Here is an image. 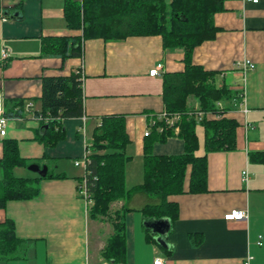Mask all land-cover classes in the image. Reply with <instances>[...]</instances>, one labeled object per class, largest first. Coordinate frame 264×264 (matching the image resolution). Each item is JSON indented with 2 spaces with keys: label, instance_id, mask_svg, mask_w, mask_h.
Instances as JSON below:
<instances>
[{
  "label": "crops",
  "instance_id": "obj_1",
  "mask_svg": "<svg viewBox=\"0 0 264 264\" xmlns=\"http://www.w3.org/2000/svg\"><path fill=\"white\" fill-rule=\"evenodd\" d=\"M0 1L12 7L20 0ZM22 14L21 21L0 20V52L6 49L9 53L0 66L5 110L10 100L24 101L21 117L8 118L6 135L0 136V159L2 141L14 139L21 158L63 178H43L37 197L10 201L0 210V222L12 220L16 236L26 244L23 259L0 264H103L100 251L112 227L105 220L89 219L88 206L77 194L84 171L74 162L85 156L88 138L102 117L124 115L130 140L125 148L130 157L125 165V187L142 183L144 133L153 118L165 111L162 76L184 70L183 52L164 50L161 37L151 36L116 42L87 40L79 58L43 56L40 38L79 33L67 28L62 0H22ZM214 24L219 31L213 40L194 49L192 63L218 72L217 86L233 92L244 89L243 101L228 112L241 125L237 147L208 154L207 193L169 198L177 203L178 216L171 222L164 249L145 239L140 212L145 205L158 204V199L137 193L126 203L111 204V210L124 205L130 210L125 217V264H153L155 258L166 264H240L247 257L249 264H264V171L248 161L249 152L264 148V0H227L224 10L214 15ZM245 61L254 69L243 78L237 64ZM156 64L163 67L161 75L150 77L148 72ZM79 70L84 117L63 120L64 139L45 148L36 140L42 125L35 117L41 111V79ZM27 103L32 105L30 111L25 109ZM176 135L154 144L153 154L183 153V142ZM197 135L200 151L201 128ZM28 167H17L13 173L19 178L39 177ZM244 171L247 183L241 180ZM231 210L246 211L247 220L225 221Z\"/></svg>",
  "mask_w": 264,
  "mask_h": 264
},
{
  "label": "trees",
  "instance_id": "obj_2",
  "mask_svg": "<svg viewBox=\"0 0 264 264\" xmlns=\"http://www.w3.org/2000/svg\"><path fill=\"white\" fill-rule=\"evenodd\" d=\"M63 15L74 36H48L40 38L43 56L61 60L79 58L85 41L101 39L104 42L122 41L128 37L159 36L164 50L183 52L184 70L162 76V100L165 113L180 115L174 126L153 118L149 134L143 143V181L126 189L125 165L130 157L125 148L129 136L124 115L102 117L93 128L85 147L88 160L83 179L92 204L88 206L91 220L107 221L112 227L100 256L105 263H126L125 217L130 211L126 205L111 210L117 201L128 202L137 193L159 200L141 209L143 219H169L178 216L177 203L169 198L181 194L207 193L209 153L230 152L237 147V119L228 116L230 109L241 102L240 92L226 86H217L218 72L206 71L192 63L194 49L215 38L219 28L214 15L224 10L227 0H62ZM5 19L21 21L22 0L12 7L1 5ZM41 111L35 117L42 122L36 140L45 148L54 147L65 137L62 121L84 117L82 76L80 70L67 76L41 79ZM221 105V107L218 106ZM5 106V104H4ZM22 100H10L5 115L21 117ZM201 113L198 119L197 114ZM176 135L183 142L179 155H154L153 145L163 144ZM197 128L202 130L203 154L198 155ZM251 164L260 165L264 171V148L248 153ZM31 162L19 155L17 141H2L0 159V210L10 201L31 200L39 195L42 177L19 178L13 173L17 167H28ZM44 178L60 179L62 175L47 172ZM187 180V183L185 182ZM186 184V185H185ZM145 239L154 242L151 231L144 227ZM159 246V245H158ZM159 248L164 249L159 246ZM26 244L15 233L12 220L0 222V261L25 257Z\"/></svg>",
  "mask_w": 264,
  "mask_h": 264
},
{
  "label": "built area",
  "instance_id": "obj_3",
  "mask_svg": "<svg viewBox=\"0 0 264 264\" xmlns=\"http://www.w3.org/2000/svg\"><path fill=\"white\" fill-rule=\"evenodd\" d=\"M253 3H256L257 0H249ZM0 20L4 21L6 20L5 18H3L1 16L0 13ZM9 58V53L6 49H2L0 52V66L3 65L4 62H6ZM238 67H240L242 69V76L243 78H245V74L249 71H252L254 69V65L249 62V61H245L242 64H237ZM163 70V67L161 64H156L154 68H152L151 70H149L148 75L150 77H158L161 75V71ZM240 99L241 102L244 99V89L240 90ZM219 107H221L220 104H218ZM32 105L27 103L25 106V109L27 111H30ZM244 113H246V109H244L243 111ZM198 119L201 118V113L197 114ZM158 119H162L164 121H166V124L168 126H174L176 124V122L180 119V115L176 114L173 115L171 117L167 116L165 112H162L159 116ZM7 122H8V117L5 115V106H4V97H3V93L0 92V136L4 137L6 135V127H7ZM153 122H151V124H153ZM250 126L247 125V129H249ZM179 132V127L176 126L174 133L178 134ZM149 134V130L147 128V130L144 133V136H147ZM88 160L86 158V154L85 156L74 162L75 166L81 167L84 170V175L85 176V169L87 166ZM241 180L243 181V183H247L248 180V174L246 171L242 172V178ZM77 194L78 196L85 202V204L87 206H90L92 204L91 199L89 198V194L87 192L86 189V181L85 179H83L81 181V183L79 184V186L77 187ZM248 218L247 212L246 211H241V210H231L229 213H227L224 216V220L225 221H235V222H243L246 221ZM258 245H261V242H258ZM251 258L247 257L245 258L240 264H249ZM110 264V263H109ZM153 264H166L162 259L160 258H155L153 261Z\"/></svg>",
  "mask_w": 264,
  "mask_h": 264
},
{
  "label": "water",
  "instance_id": "obj_4",
  "mask_svg": "<svg viewBox=\"0 0 264 264\" xmlns=\"http://www.w3.org/2000/svg\"><path fill=\"white\" fill-rule=\"evenodd\" d=\"M28 170L36 173L39 177L44 178L47 174V167L43 166L39 168L38 165H30ZM144 227L149 229L154 236V240L162 248L167 247L166 237L169 233L171 222L169 219H154V220H146L144 223ZM112 264V263H110Z\"/></svg>",
  "mask_w": 264,
  "mask_h": 264
},
{
  "label": "rangeland",
  "instance_id": "obj_5",
  "mask_svg": "<svg viewBox=\"0 0 264 264\" xmlns=\"http://www.w3.org/2000/svg\"><path fill=\"white\" fill-rule=\"evenodd\" d=\"M198 132H199V135L201 136V132H200V130H199ZM199 154H200V155L203 154V150H202V149L199 151ZM21 170H23V169H21ZM81 170H82V173H83V171H84L83 168H81ZM30 175H31L32 177L35 176L34 173H31ZM110 209H111V207H110ZM95 221H97V220H95ZM103 264H109V263H105V262H104Z\"/></svg>",
  "mask_w": 264,
  "mask_h": 264
}]
</instances>
